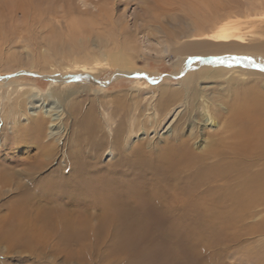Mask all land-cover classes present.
I'll use <instances>...</instances> for the list:
<instances>
[{
  "label": "bare ground",
  "instance_id": "6f19581e",
  "mask_svg": "<svg viewBox=\"0 0 264 264\" xmlns=\"http://www.w3.org/2000/svg\"><path fill=\"white\" fill-rule=\"evenodd\" d=\"M211 34L223 41L233 36L226 29ZM166 41H170L169 33ZM196 41L200 40L192 39L183 48L208 52L209 46H214L213 54L220 55L239 49L235 43ZM246 48L244 56L184 59L180 64L185 71L197 70L189 72L181 88L158 85L148 89V94H154L147 105L142 101V92L135 97L129 96L128 91L113 94L109 103L111 115L117 121L109 133L101 127L93 101L91 108H76L83 112V117L74 146L67 154L69 163L73 162L71 168L57 167L41 178L35 175L42 174L47 165H39L33 171L35 177L26 184L25 170L15 171L16 160L11 158L12 145L17 139L12 140V145L0 148V264H25L22 256L25 249L42 243L44 250L52 239L57 241L59 249L72 242L86 249L91 235L117 233L115 228L120 223H133L125 233L136 234L142 230L143 221L151 218L156 222L190 221L211 226L207 232L219 236L209 235L200 245L203 247H196L216 248L217 242H208L212 238L226 245L223 251H211L208 256L211 264H223L225 255L233 256L232 250L241 245L242 237L262 238L264 45ZM113 59L108 60L109 65L113 61L115 66H112L119 72L130 70L129 75L137 72L133 60L124 55L116 54ZM82 63L87 66L88 60ZM237 73L252 78L237 79L234 76ZM203 84L213 85L203 87ZM22 98L19 96L5 111V119L14 120L25 112ZM74 104L76 107L79 103ZM11 122L8 124L12 131L22 133L25 139V125L13 128L15 123ZM162 125L168 128L163 146L143 139L133 140L134 133H148L151 129L157 132ZM27 127H32L37 139L45 137V118L38 117ZM128 147L132 149L131 155H126ZM102 156L108 157L104 166L99 162ZM123 176L128 178L121 179ZM216 224L222 227V235L230 236L222 240L214 229ZM201 229L198 232L203 234ZM53 245L56 248V242ZM236 253L237 264H264V249L244 248ZM9 259L11 262L7 263ZM204 262L198 254L187 260V264Z\"/></svg>",
  "mask_w": 264,
  "mask_h": 264
},
{
  "label": "rangeland",
  "instance_id": "374dc122",
  "mask_svg": "<svg viewBox=\"0 0 264 264\" xmlns=\"http://www.w3.org/2000/svg\"><path fill=\"white\" fill-rule=\"evenodd\" d=\"M218 29L229 30L232 38L223 41L213 37L211 33ZM168 33L170 41H166ZM192 39L211 44L233 43L239 49L222 55L213 54L214 46H209L208 52L184 49ZM256 44L264 45V0H0V148L17 139L19 145H12L11 158L16 160L15 171L25 170L26 184L29 178H43L57 167L71 168L73 162L69 163L67 154L74 146L83 117L76 108H91L93 101L99 123L109 133L117 121L109 103L113 94L128 91L129 96L135 97L142 92V101L147 105L154 94H148V89L158 85L181 88L189 72L197 70L185 71L180 64L184 59L245 55L246 47ZM116 54L133 60L135 75H129L130 70L119 72L113 61L109 65L108 60ZM87 60L84 66L82 61ZM86 74L89 78L81 82ZM234 76L252 78L244 73ZM19 96L23 97L20 100L25 112L14 120L5 119V111ZM76 102L79 104L75 107ZM145 112L150 113V108ZM38 117L46 120L45 137L41 140L33 136L32 127H27ZM9 122L15 123L13 128L25 125V139L22 133L12 131ZM165 125L157 132L151 129L148 133H134L133 140L163 146L168 129ZM131 152L128 147L126 155ZM106 158L99 159L103 166ZM43 164L47 167L42 174L33 176L34 169ZM125 178L128 177H121ZM132 224L116 225L114 234L91 235L86 249L74 242L59 249L52 239L44 250L39 243L33 249H25L22 256L25 264H187L189 257L198 254L205 264H211V251L226 249L218 238L208 241L217 242L216 248L196 249L205 237L219 236L207 232L211 226L203 223L156 222L151 218L143 221L142 230L136 234L125 233ZM221 228L216 224L214 229L221 234ZM198 229H204V233ZM220 236L223 240L230 235ZM249 236L242 237L241 245L232 250L234 255H225L221 262L237 264L236 251L244 248L263 251L264 236Z\"/></svg>",
  "mask_w": 264,
  "mask_h": 264
}]
</instances>
